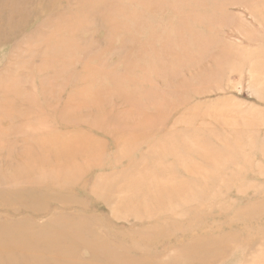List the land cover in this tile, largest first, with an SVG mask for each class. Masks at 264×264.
<instances>
[{"label": "rangeland", "instance_id": "374dc122", "mask_svg": "<svg viewBox=\"0 0 264 264\" xmlns=\"http://www.w3.org/2000/svg\"><path fill=\"white\" fill-rule=\"evenodd\" d=\"M0 264H264V0L5 3Z\"/></svg>", "mask_w": 264, "mask_h": 264}, {"label": "bare ground", "instance_id": "6f19581e", "mask_svg": "<svg viewBox=\"0 0 264 264\" xmlns=\"http://www.w3.org/2000/svg\"><path fill=\"white\" fill-rule=\"evenodd\" d=\"M17 1V0H0V12L5 10V3H7L8 5L12 4V2ZM2 16L4 17V15L2 14Z\"/></svg>", "mask_w": 264, "mask_h": 264}]
</instances>
